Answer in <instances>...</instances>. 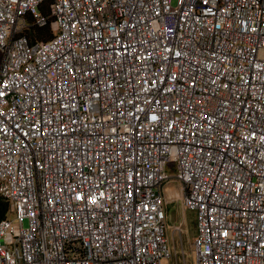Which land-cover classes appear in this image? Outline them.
<instances>
[{
	"label": "built area",
	"instance_id": "2783aa9c",
	"mask_svg": "<svg viewBox=\"0 0 264 264\" xmlns=\"http://www.w3.org/2000/svg\"><path fill=\"white\" fill-rule=\"evenodd\" d=\"M260 52L264 0H0V264H178L169 199L264 264Z\"/></svg>",
	"mask_w": 264,
	"mask_h": 264
},
{
	"label": "rangeland",
	"instance_id": "374dc122",
	"mask_svg": "<svg viewBox=\"0 0 264 264\" xmlns=\"http://www.w3.org/2000/svg\"><path fill=\"white\" fill-rule=\"evenodd\" d=\"M260 55L264 56V52H260ZM178 188V180L172 179L164 186L163 194L165 197L168 196L169 199ZM168 202L165 206L168 215L167 238L171 251L177 254L173 258V261H177L178 264H184L183 252L185 263L195 264V255L191 245L192 238L195 234V213L194 211L185 210L181 200L171 202L169 199ZM174 227H178L179 230H175ZM162 264H170V261L164 258L162 259Z\"/></svg>",
	"mask_w": 264,
	"mask_h": 264
},
{
	"label": "trees",
	"instance_id": "16d2710c",
	"mask_svg": "<svg viewBox=\"0 0 264 264\" xmlns=\"http://www.w3.org/2000/svg\"><path fill=\"white\" fill-rule=\"evenodd\" d=\"M32 39V41H35L36 39H40L43 37H50L52 35L49 26L44 27H34L32 28L28 33ZM8 210V204L7 202L0 197V220L3 219Z\"/></svg>",
	"mask_w": 264,
	"mask_h": 264
}]
</instances>
